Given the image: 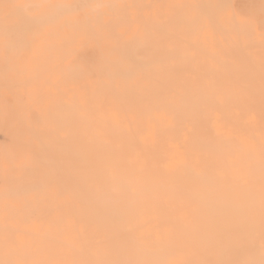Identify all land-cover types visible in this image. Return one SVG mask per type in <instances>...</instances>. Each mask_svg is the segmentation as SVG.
<instances>
[{"label": "bare ground", "instance_id": "1", "mask_svg": "<svg viewBox=\"0 0 264 264\" xmlns=\"http://www.w3.org/2000/svg\"><path fill=\"white\" fill-rule=\"evenodd\" d=\"M0 264H264V0H0Z\"/></svg>", "mask_w": 264, "mask_h": 264}]
</instances>
